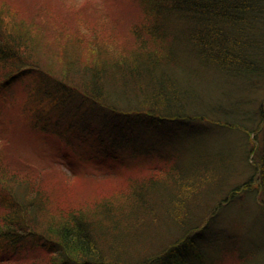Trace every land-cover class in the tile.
Wrapping results in <instances>:
<instances>
[{"label": "trees", "instance_id": "trees-1", "mask_svg": "<svg viewBox=\"0 0 264 264\" xmlns=\"http://www.w3.org/2000/svg\"><path fill=\"white\" fill-rule=\"evenodd\" d=\"M137 1L146 17L142 27L131 26L139 49L111 67L93 65L92 59L83 62L76 69L86 88L29 60L23 38L0 27V134L14 123L6 112L22 110L14 92L28 81L46 95V104L37 97L25 112L36 124L31 129L34 139L39 138L36 126L53 137L63 136L65 128L87 137L97 130L105 151L101 153L127 163L112 176L126 181L143 174L142 180H130L132 190L123 202L100 201L89 212L74 208L64 217L70 222L58 228L46 222L41 233L28 223L39 220L40 191L16 182L0 165V208L7 210L0 221V264H34L16 255L24 239L32 241L33 253L39 252L40 258L52 255L53 264H255L264 254L256 239L249 240L245 250L232 244L228 227L225 234L219 227L215 230L217 225L208 231L239 195L253 193L264 219V99L257 107L254 135L231 123L236 109L249 103L264 80V0ZM135 126L154 134L153 141L137 137ZM233 129L250 141L254 175L210 204V199L203 200L218 189L229 166L220 151L210 148L213 153L206 154V148L210 138ZM154 136L161 138L162 147L171 148L152 152ZM53 137L42 139L44 147L56 141ZM259 150L262 158L256 161ZM221 161L226 162L218 164ZM201 206L207 213L200 214ZM162 239L171 240L161 249ZM217 244L224 250L212 253Z\"/></svg>", "mask_w": 264, "mask_h": 264}, {"label": "rangeland", "instance_id": "rangeland-1", "mask_svg": "<svg viewBox=\"0 0 264 264\" xmlns=\"http://www.w3.org/2000/svg\"><path fill=\"white\" fill-rule=\"evenodd\" d=\"M144 18L146 19L137 0H0V27L5 32L9 31L23 38L26 44L24 55L29 60L45 64L58 78L74 81L81 88L86 87L81 81L83 78L81 72L76 68H82L81 65L83 62L87 63L88 59H92L93 65L103 62L109 67L114 63L128 60L131 53L139 49L132 34L134 27L131 26L142 27L145 23ZM89 46H94V51H90ZM24 80L29 79L24 78ZM24 82L27 85H18L14 92L16 95L14 101L22 106V110L15 108L12 114L6 112L14 123L0 134V165L5 174L14 177L16 182L25 183L29 185L27 187L32 186L40 191L42 210H39V220L36 223L28 219L29 225L45 233L43 229L46 228L44 227L46 222L57 228L59 225L62 227L65 221L70 222L69 218L64 217L74 208H85L89 212L94 210V206L101 204L97 203L100 201L123 202L125 196H128L127 193L132 190L129 188L132 182L142 180L143 174L134 176L137 178L135 180L130 179L133 181H122L121 178L112 176V173L120 172V168L127 163L125 161L124 165H121L119 160L113 162L108 153H104L106 156H103L101 152L104 150L100 148L101 140L97 137L99 136L97 130H93L87 137L83 133L76 136L74 132H70V129L65 128L63 136L53 137L51 133L42 131L36 126L39 138L34 139L31 129L34 128L35 123L32 118H30L32 121L26 118L25 112L31 111L37 97L44 101L43 104H46V100L42 96L43 93L38 94L33 83H30L33 86H29L28 81ZM259 83L258 89L250 94L249 103L246 102L242 107L235 108L236 115L231 122L242 125L246 132L249 130L253 135L259 120L257 107L264 99V80ZM226 119L229 122V118ZM37 123L41 127L45 126L41 122ZM133 132L140 139L153 141L154 134H147V130L143 127L135 126ZM215 133L217 132L212 134ZM50 137L56 141H51L52 144L44 147L42 139H50ZM156 141L157 144L154 143L152 147V150L153 148L156 150L152 152L161 153L164 148L161 138L157 136ZM248 141L246 134L236 129L231 130V133H222L210 138V147L206 148L208 151L206 154L213 153L212 149L220 151L222 154L220 156L229 160L225 161L229 168L225 169L227 175L218 185V189H215L216 191L213 189L207 200L203 201L207 202L210 199V204L220 201L230 189L252 179L254 166L251 165L253 158H249L252 155L249 153L251 147L248 146L250 143ZM170 148L167 145L164 150ZM259 152L260 150L254 156L256 161L262 158L258 157ZM136 162H133L132 166ZM225 162L221 161L218 164ZM262 197L263 194L260 198ZM231 203L223 210L224 216L213 219L208 231L212 232L211 226L217 225L215 230L219 227L223 234L227 231L228 241L231 240V243L239 246L241 250L246 249L249 240L252 242L256 239L259 250L264 253V219L259 212L260 207L256 204L257 199L255 196L253 198V193H249L236 196ZM204 206L200 207V214L207 213ZM5 211H7L5 207L0 208L1 222ZM178 228L176 230L180 233L181 227ZM21 231L23 230L19 233ZM233 234L236 236H232ZM213 236L215 237V232ZM166 240L170 242L171 239ZM31 242L29 239H24L23 243L16 247V255L24 258L23 261L26 263L53 264L56 259L52 255L47 254L46 257L40 258L39 252L33 253L35 245H31ZM168 242L162 239L159 246ZM164 246H161V249ZM182 246L186 245L180 247ZM217 249L224 250L220 244H217L213 245L212 253L218 251ZM73 250H70L72 255L76 254ZM108 253L104 255L107 256ZM133 255L137 260L138 255ZM258 259L260 262L257 263L256 260L253 263L262 264L264 254H259Z\"/></svg>", "mask_w": 264, "mask_h": 264}]
</instances>
